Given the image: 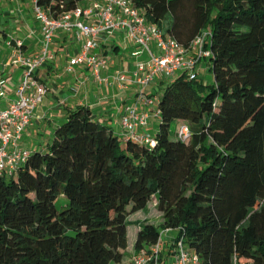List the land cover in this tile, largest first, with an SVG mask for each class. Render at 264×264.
Here are the masks:
<instances>
[{"label": "trees", "instance_id": "16d2710c", "mask_svg": "<svg viewBox=\"0 0 264 264\" xmlns=\"http://www.w3.org/2000/svg\"><path fill=\"white\" fill-rule=\"evenodd\" d=\"M82 1L39 4L59 17ZM132 2L184 47L209 31L214 84L181 76L157 95L153 146L70 111L46 153L0 174V264H120L154 199L163 222L140 226L136 252L180 229L200 264H264V0Z\"/></svg>", "mask_w": 264, "mask_h": 264}, {"label": "built area", "instance_id": "2783aa9c", "mask_svg": "<svg viewBox=\"0 0 264 264\" xmlns=\"http://www.w3.org/2000/svg\"><path fill=\"white\" fill-rule=\"evenodd\" d=\"M34 12L41 27L42 47L35 56L25 55L16 49L12 65L24 70L23 78L18 85L16 96L8 107L0 110V174L12 175L25 166L32 155L31 150L23 144L24 133L31 124L35 110L46 95V88L35 79L36 71L55 59L52 45L58 31L75 30L76 39L82 43L80 52L71 58L67 67L73 72L76 67L92 69L98 82L106 81L101 70L106 68L107 60L96 51L101 42L119 33H126L136 49L131 56L136 59L133 70L117 73L115 81L123 90L135 86L137 104L125 109L122 116L124 129L123 139L155 144L154 137L140 134L138 129L149 124L150 114L139 112V107L153 106L156 99L149 96L146 90L159 78L169 79L186 76L190 80L199 77L198 64L202 59H209L211 51L207 44L211 34L209 31L196 37L189 47H184L174 38L165 36L161 29L147 21L143 11L136 8L132 0H97L89 7L77 6L59 17H52L49 8L39 4V0H31ZM155 49V50H154ZM195 52L193 57L190 54ZM147 54L144 61L140 58ZM7 80L0 77V97L6 95ZM160 118V110L154 112ZM178 138L188 141L191 138L190 128L183 125L178 130ZM172 231L164 230L156 244L148 249L137 251L132 264H162L163 235ZM173 242V264H200V258L190 250L182 230ZM232 264L239 263L236 258Z\"/></svg>", "mask_w": 264, "mask_h": 264}, {"label": "crops", "instance_id": "0c3cea01", "mask_svg": "<svg viewBox=\"0 0 264 264\" xmlns=\"http://www.w3.org/2000/svg\"><path fill=\"white\" fill-rule=\"evenodd\" d=\"M92 3H86L85 7L91 6ZM41 47V27L34 12L33 2L0 0V77L7 80L8 87L6 95L0 97V110L8 107L10 101L15 98L17 87L23 78L24 70L14 67L11 63L15 50L20 49L25 55L35 56L40 53ZM81 48L82 43L77 41L75 30L58 31L51 49L55 59L36 71L35 79L45 86L46 95L35 110L32 122L25 131L23 144L29 150L46 153L54 140L56 128L66 121L70 111L80 106L90 108L93 118L98 123L107 126L124 140L122 116L127 107L137 104L138 90L135 86L127 90L121 89L114 76L128 69H134L136 59L131 56V52L135 46L127 39L126 33H119L101 42L100 49L96 52L107 60L106 68L101 70V76L106 81L101 83L93 76L92 69L78 66L73 72H68L67 67L71 58L76 56ZM194 55L195 52H192L190 57ZM166 83L167 79L159 78L146 90V93L157 99V95ZM158 109L156 105L139 107V112L150 114L148 126L138 129L140 134L156 136L152 135V132L160 124L159 117L154 114ZM152 204L153 208H150L149 204L146 210L130 216L129 220L133 225L129 227V247L120 264L133 263L136 253L135 242L140 226L151 223L149 219L153 214L151 211H158L156 199ZM161 219L162 224L163 217ZM177 236V230L165 233L162 264H173L172 242Z\"/></svg>", "mask_w": 264, "mask_h": 264}, {"label": "rangeland", "instance_id": "374dc122", "mask_svg": "<svg viewBox=\"0 0 264 264\" xmlns=\"http://www.w3.org/2000/svg\"><path fill=\"white\" fill-rule=\"evenodd\" d=\"M96 0H83L81 3H80V6L82 7H85L86 3H90V2H94ZM136 49V48H134ZM155 50V49H154ZM148 58L147 54L143 55L140 60L144 61ZM198 71H199V78L201 81H203L205 84L207 85H212L214 84V75H213V72H212V69L210 68V60H206V59H203L200 64L198 65ZM176 76V75H175ZM172 77V78H167V83L164 85V88L161 90V93L159 95V97L162 95L164 89L166 88V86L168 84H170L171 82H173L176 77ZM18 88V87H17ZM156 102H155V105L158 106V97H156ZM177 123H173V125L171 126V133H172V136L174 137L175 136V132H176V129H177ZM159 130V125H157V128L155 131L152 132V135H156L157 132ZM24 136H25V133H24ZM65 199L63 198H59L58 201H57V205H58V208L61 210L62 209V204L64 203ZM153 204L150 203V208H153L152 206ZM151 213H153L151 216H150V220H151V223L159 226L161 224V217L162 215H160V213H158V211H151ZM143 219L145 218V216L142 217ZM133 220V219H132ZM131 221V220H130ZM133 224L130 223V226H132ZM175 234V233H174ZM163 240L165 241V234L163 236ZM173 244V242H172ZM162 248H163V244H162Z\"/></svg>", "mask_w": 264, "mask_h": 264}]
</instances>
